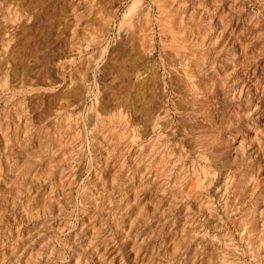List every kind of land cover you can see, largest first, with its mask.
Returning a JSON list of instances; mask_svg holds the SVG:
<instances>
[{
	"label": "rangeland",
	"instance_id": "374dc122",
	"mask_svg": "<svg viewBox=\"0 0 264 264\" xmlns=\"http://www.w3.org/2000/svg\"><path fill=\"white\" fill-rule=\"evenodd\" d=\"M0 264H264V0H0Z\"/></svg>",
	"mask_w": 264,
	"mask_h": 264
}]
</instances>
